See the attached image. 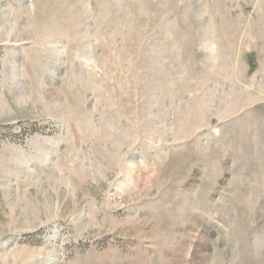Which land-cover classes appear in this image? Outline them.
<instances>
[{
  "label": "rangeland",
  "instance_id": "374dc122",
  "mask_svg": "<svg viewBox=\"0 0 264 264\" xmlns=\"http://www.w3.org/2000/svg\"><path fill=\"white\" fill-rule=\"evenodd\" d=\"M263 51L264 0H0V264H264Z\"/></svg>",
  "mask_w": 264,
  "mask_h": 264
},
{
  "label": "bare ground",
  "instance_id": "6f19581e",
  "mask_svg": "<svg viewBox=\"0 0 264 264\" xmlns=\"http://www.w3.org/2000/svg\"><path fill=\"white\" fill-rule=\"evenodd\" d=\"M261 50V49H260ZM243 51V50H242ZM260 52H262V51H260ZM264 52V51H263ZM224 55H226V54H224ZM260 73V72H259ZM237 78V77H236ZM235 80V79H234ZM233 80V81H234ZM253 80V79H252ZM238 82V81H237ZM233 83V82H232ZM239 83V82H238ZM239 86V85H238ZM246 89V88H245ZM252 89V88H251ZM250 90V89H249ZM211 94V93H210ZM238 95H239V93H238ZM236 97V96H235ZM239 97V96H238ZM253 97V96H252ZM251 97V98H252ZM249 98V97H248ZM254 99V98H253ZM203 100V99H202ZM241 101L243 100V98L242 99H240ZM247 100V99H246ZM238 101V100H237ZM249 101V100H248ZM234 102V101H233ZM233 102L231 103V104H233ZM203 103V102H202ZM235 104V103H234ZM233 104V105H234ZM239 105H240V103H239ZM252 105V104H251ZM251 105H249V106H251ZM212 106V105H211ZM218 106V105H217ZM236 107H238L237 105H235ZM233 107V106H232ZM240 107V106H239ZM234 108V107H233ZM229 109H231V108H229ZM221 110V109H220ZM238 110V109H237ZM240 110V109H239ZM230 111V110H229ZM231 111H232V109H231ZM236 113V112H235ZM159 165V164H158ZM211 183V182H210ZM212 184V183H211ZM198 199V198H197ZM193 200V199H192ZM197 202V201H196ZM251 211V210H250ZM205 214V213H204ZM218 221V220H217ZM224 221V220H223ZM221 226V225H220ZM172 232V231H171ZM204 232V231H203ZM260 235V234H259ZM258 235V236H259ZM168 236V235H167ZM254 237V236H253ZM253 237L251 238V240H253ZM170 238V237H169ZM235 238V237H234ZM233 238V239H234ZM248 239V238H247ZM262 239L264 240V235H262L261 234V236H259V238H257V239H255V241H256V243H254L253 245L254 246H256V247H259V245L260 244H264V241H262ZM247 241V240H246ZM245 241V242H246ZM248 241H250V240H248ZM233 242V241H232ZM235 242V241H234ZM258 242V243H257ZM236 244V243H235ZM251 244V243H250ZM259 244V245H258ZM258 245V246H257ZM168 249V248H167ZM250 249H251V247H250ZM262 249V248H261ZM173 250V249H172ZM236 250H237V248H236ZM163 250H161V252H162ZM165 251V250H164ZM260 252V251H259ZM259 252L257 253V254H259ZM167 253V252H166ZM256 253V252H255ZM169 255V254H168ZM252 255H254V254H252ZM160 256H161V253H160ZM214 257H215V254L213 255ZM159 257V256H158ZM219 257V256H218ZM220 258V257H219ZM233 263V262H232ZM207 264H209V263H207ZM214 264H215V261H214Z\"/></svg>",
  "mask_w": 264,
  "mask_h": 264
}]
</instances>
